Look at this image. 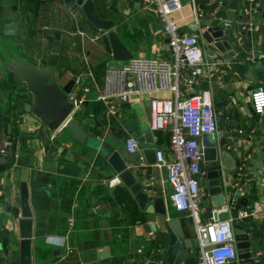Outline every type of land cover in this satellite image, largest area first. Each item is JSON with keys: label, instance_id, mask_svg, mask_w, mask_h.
Wrapping results in <instances>:
<instances>
[{"label": "crops", "instance_id": "crops-1", "mask_svg": "<svg viewBox=\"0 0 264 264\" xmlns=\"http://www.w3.org/2000/svg\"><path fill=\"white\" fill-rule=\"evenodd\" d=\"M61 1L0 0V144L9 136L14 152L10 164L0 170V236L5 235L1 216L18 206L19 184L24 182L33 218L32 264H196V254L180 261L171 255L169 247L163 246L167 231L161 228L162 221L185 216L168 202L171 186L165 181V172L159 173L154 166L147 165L139 166L138 174V180L150 190L152 199L164 198L166 215L162 216L141 209L120 180L109 184L117 176L100 152L106 144L114 142L123 160H129L130 166L139 165L138 154H128L124 147L125 138L133 135L140 142L144 159V151L155 147H160L168 157V129L152 132L154 143L142 137L150 131L149 99L152 96L171 97L170 91L136 95L130 102L117 105L114 116L106 113L103 102L88 101L72 117L85 134L82 142L73 136L66 124L51 131L25 111L24 104L30 103L32 97L18 80L16 68L22 63H38L47 58L52 43L49 36L55 30L61 31L59 53L61 50L71 61L68 69L73 73L86 72L87 65L95 72L118 69L123 63L111 57L105 34L89 24L80 7ZM93 1L102 19L114 21L113 29L133 58L170 59L163 24L154 5H146L143 0ZM181 1L182 7L172 19L178 23L180 31L197 33L188 25L195 24L199 30V16L208 14L212 18L210 14L215 3L212 5L211 0ZM223 1L227 0L221 3ZM260 1L264 0L255 2ZM246 3L249 9L253 1L246 0ZM209 5L212 9L206 13ZM260 9L248 13L256 17L254 23L260 26L258 31L252 32V39H246L243 30L240 34L243 47L236 48V56L227 62L216 57L218 64L196 90L208 91L213 101L217 116L214 138L222 143L219 157L223 172L233 182L232 175L237 173L238 166L246 164L248 180L243 184H247V188L239 190L236 196L248 199L245 207L248 209L258 202L257 215L245 218L246 230L256 239L255 253L260 264H264V203L258 201L264 194V151L261 150L264 148V118L259 120L250 106L251 90L259 82L264 84V23ZM225 11L219 14L223 19H227ZM71 24L75 26L73 29ZM78 31L85 36H80ZM231 34L233 37L238 31L234 28ZM199 41L204 58L212 59L213 55L207 52L209 47ZM249 48L258 51L257 61L251 65L244 63L238 54ZM66 71L55 72L60 87L68 82L62 83ZM86 82L92 89L91 94L95 93L93 81L86 79ZM17 96H23V109L16 105ZM90 102H101L103 109L94 114L88 108ZM218 103L220 109L215 106ZM238 129L243 133L238 134ZM251 129L254 133L250 137ZM230 132L232 140L228 139ZM211 138L203 135L199 139L203 149ZM50 144L59 148L54 158L47 157ZM225 144H230L231 149L227 150ZM153 176L154 184L151 183ZM206 199L210 197L202 190L199 205ZM96 204L102 207L98 213H93L92 207ZM202 209V219L206 220L210 216ZM149 224L154 225L155 230L147 231L145 226ZM5 260L1 250L0 264H10Z\"/></svg>", "mask_w": 264, "mask_h": 264}, {"label": "built area", "instance_id": "built-area-1", "mask_svg": "<svg viewBox=\"0 0 264 264\" xmlns=\"http://www.w3.org/2000/svg\"><path fill=\"white\" fill-rule=\"evenodd\" d=\"M146 5H154L161 22L163 32L168 39L170 59H141L131 58L123 62L118 69L107 68L102 75L101 83L95 80L91 68L87 65L84 73L66 71L65 81L73 80V85L68 93V100L72 104L69 119L79 112L90 100L101 101L108 115L117 114V105L131 101L136 95L155 94L160 91H170L171 97L160 98L152 96L149 99L151 132L169 130V156L165 157L162 149L155 152V163L152 165L157 172L164 171L166 182L171 186L168 202L172 208L184 213L192 220L194 237L197 240L196 264H232L237 260L233 223L245 219L248 216H256L259 210L258 202L250 208L239 207L235 202L224 208L215 209L217 213L227 212L226 220H215L212 216L202 219L203 209L199 205L202 189L199 178L202 174L203 148L199 139L216 131V111L212 98L208 91L196 90L205 76L210 77L213 66L217 60L205 59L200 47L198 33L180 31L178 23L172 18L173 14L182 7L181 0H143ZM253 3L255 2L252 0ZM215 8L211 12L213 20L222 21V25H229L227 19H223L218 12L221 9V0H211ZM258 5L255 3V6ZM254 8L245 9L248 14ZM259 25L249 23L245 31H258ZM85 36L84 32H77ZM98 38V36H95ZM236 48L243 47L240 35H235ZM237 52V51H236ZM258 51L249 48L242 56L246 64H254L257 61ZM225 62V61H224ZM86 79L93 81L95 93ZM250 106L252 112L259 120L264 118V84L259 82L250 92ZM67 119L63 125L69 120ZM233 132V131H232ZM232 132L228 139L232 140ZM238 134L243 130L238 129ZM254 130L251 129L250 137ZM125 151L128 154H138L139 166L147 167L142 155L140 142L137 137L128 135L124 140ZM227 150L230 144H225ZM264 151V148L261 147ZM13 152V141L8 136L0 144V164L9 165ZM244 163L238 166L235 186L241 190L246 183L248 174ZM154 184L155 176L151 178ZM119 181L113 178L109 184ZM102 204L92 207L93 213H98ZM234 212L235 214H231ZM141 252V249L138 250Z\"/></svg>", "mask_w": 264, "mask_h": 264}, {"label": "water", "instance_id": "water-1", "mask_svg": "<svg viewBox=\"0 0 264 264\" xmlns=\"http://www.w3.org/2000/svg\"><path fill=\"white\" fill-rule=\"evenodd\" d=\"M61 2L70 6H79L89 24L105 34L111 49V57L114 60L126 62L133 58V54L122 43L113 29L114 21L102 19L96 11L93 0H62ZM255 3L250 4V8H254L255 11L261 8L260 17L264 23V1L258 2L256 6ZM246 4V0H227L221 3L218 14L222 15L226 7L227 20L231 22L229 25L223 26L222 21L212 20L208 14L207 16L205 14L199 16V30L195 24H189L188 27L191 31L196 30L201 42L218 51L221 54V60L227 62L228 59L236 56L235 37L231 36L233 29L235 28L238 31L237 35H240L245 30V26L256 21L254 15L249 16L245 12ZM211 9L212 5H209L206 13H209ZM258 33H261V29ZM244 37L251 40L252 33L247 30ZM60 38L61 31L55 30L50 36L52 43L47 58L41 59L38 63H22L16 68L18 80L25 85L27 92L32 97L30 103L24 104L25 111L34 115L51 131L61 128L64 122L69 119L72 110L68 93L73 85V80H69L62 87L56 82L55 72L59 60ZM238 54L243 56L244 52ZM213 57L216 59V56ZM215 106L220 109L221 105L218 103ZM66 128L78 141L84 140L85 134L73 118L67 121ZM205 135H210L212 138L211 142L205 145L203 149L202 174L199 178V185L203 193L210 199L203 200L201 207L205 209L206 215L212 216L215 220H226L228 213H217L215 209L224 205H231L233 202L238 206L246 207L248 199L236 196L239 190L235 186V182L229 181L228 176L223 172L219 157L222 143L216 141L214 133ZM142 138H145L149 143H154L151 131H147ZM114 147V142L106 144L100 149V152L117 178L129 189L138 206L141 209L146 208L148 212L166 215L164 198L152 199L149 195L150 190L138 180L139 165L130 166V161L123 160ZM58 149L54 144H50L47 149V157L54 158ZM159 149L160 147H155L144 151L148 165L155 163V152ZM232 179L236 181L237 175L233 174ZM246 188L247 185H243L241 191ZM258 201L264 203V194L258 197ZM231 214L234 215L235 213L232 212ZM1 218L4 221L5 235L4 237L0 236V251L2 250L6 256L5 261H9L10 264H32L33 218L28 205V191L24 182L19 184L18 206L14 207L11 212L8 209ZM241 221V223L236 222L232 225L237 252V260L232 264H260L258 255L255 253L256 239L246 230L248 228L246 219H241ZM162 224L161 228L167 231L163 246L170 248L171 255L176 256L180 261H184L190 254H196L197 240L194 237L192 220L189 217L167 218L162 221ZM145 229L147 231L155 230V226L149 224L145 226Z\"/></svg>", "mask_w": 264, "mask_h": 264}, {"label": "trees", "instance_id": "trees-1", "mask_svg": "<svg viewBox=\"0 0 264 264\" xmlns=\"http://www.w3.org/2000/svg\"><path fill=\"white\" fill-rule=\"evenodd\" d=\"M70 27L73 29L75 26L73 24H71ZM104 40H106V39H104ZM49 47H50V45H49ZM77 47H79V43H77ZM70 62L71 61H69V59L67 58V56H65V55L63 56V54H61V50H60V53H59V61H58V65L56 67V71L62 73L64 70H69L68 68L70 67ZM103 71L102 70H95V72H93L94 75H95V77H96V79H97V81L99 83H101V79L99 78V76L101 74L103 75V73H104ZM22 97L23 96H17V103H16V105L19 106L21 109H23V100H22ZM89 104H90V106L88 108H89V110H92V112L94 114H96L98 111H100L101 109H103V106H102L101 102H90ZM3 168H4V166L0 165V170H2ZM253 188H254V184L252 183V189Z\"/></svg>", "mask_w": 264, "mask_h": 264}, {"label": "rangeland", "instance_id": "rangeland-1", "mask_svg": "<svg viewBox=\"0 0 264 264\" xmlns=\"http://www.w3.org/2000/svg\"><path fill=\"white\" fill-rule=\"evenodd\" d=\"M231 36H232V34H231ZM207 52H208L209 56L213 55V56H216L218 58H221V54L218 51H215L213 48H210L209 47V49L207 50ZM229 181H230V179H229Z\"/></svg>", "mask_w": 264, "mask_h": 264}]
</instances>
